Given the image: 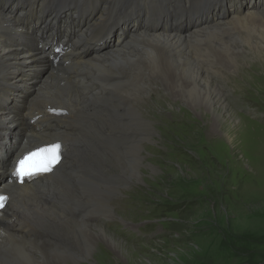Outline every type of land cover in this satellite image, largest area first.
I'll use <instances>...</instances> for the list:
<instances>
[{"label":"bare ground","instance_id":"obj_1","mask_svg":"<svg viewBox=\"0 0 264 264\" xmlns=\"http://www.w3.org/2000/svg\"><path fill=\"white\" fill-rule=\"evenodd\" d=\"M23 1L26 6L12 13L10 4L0 6V95L11 96L12 81L32 87L22 81L20 70L29 79L39 71L40 84L30 97L24 95L26 108H16L19 119L2 97L0 121L21 127L22 134L11 142L10 134L0 132V164L7 170L23 153L54 140L65 143L68 160L45 180L0 184V194L9 198L0 217V264H70L69 252L87 260L93 243L101 246L98 235L105 230L91 221L92 216L108 218L113 213L107 200L121 186H112L111 171L118 167L130 175L127 182L136 179L143 157L139 143L153 134L151 122L178 115L164 113L167 102L183 103L184 111L199 110L203 119L210 117L203 113L208 107L222 121L229 119L224 85L235 87L232 104L240 106L247 101L239 87L264 85V6L255 7L256 0H232L228 8L222 7L228 0ZM214 10L222 18L214 21ZM209 12L215 16L210 18ZM115 26L123 39L111 47ZM62 28L73 48L70 62L56 70L46 55L47 34H59ZM127 34L130 42L120 48ZM36 43L40 56L34 52ZM44 60L48 69L42 66ZM148 78L161 80L158 95L148 88L155 87ZM137 85L141 91L133 92ZM19 91L26 94L28 89ZM19 91L13 90L15 99ZM127 96L136 97L140 109L128 104L123 115L129 122L123 123L118 109L124 108ZM50 107L66 109L71 121L39 132L27 119L41 114L52 122ZM125 133L137 138L127 147V139L125 145L118 141ZM111 158L116 163L111 164ZM108 241L120 245L116 239ZM97 256L101 259L100 253Z\"/></svg>","mask_w":264,"mask_h":264},{"label":"rangeland","instance_id":"obj_2","mask_svg":"<svg viewBox=\"0 0 264 264\" xmlns=\"http://www.w3.org/2000/svg\"><path fill=\"white\" fill-rule=\"evenodd\" d=\"M231 1L222 7H232L235 1ZM253 3L255 7L264 6V0ZM239 8L241 12L242 7ZM216 13L214 21L218 16L222 18V13ZM208 15L211 18L214 14ZM141 25L145 27L142 21ZM129 37L127 34L120 48L130 42ZM19 40L22 38H17V42ZM37 44H34V52L40 56ZM42 66L48 69L45 60ZM20 71L24 74L22 81L32 87L24 83L17 86L12 81L9 83L11 96L5 91L2 95L8 99L13 112H18L17 117L21 111L16 108L27 106L22 100L24 95L30 97L40 84L39 71L32 79ZM148 82L155 85L148 86L152 94L158 95L161 80L148 78ZM258 85L245 90L239 87L247 101L241 102V106L232 104L235 87L224 85L222 92L228 104L224 113L229 119L222 121H217L211 109L203 105V113L210 116L208 119H203L201 111L194 108L184 111L183 103L172 106L167 102L164 113L172 116L169 111H174L178 115L169 121L158 118L154 124L151 122L153 134L139 143L143 157L137 166L136 179L127 182L130 175L124 176L118 167L111 171L112 186H121L112 190L107 200L113 213L108 218L92 216L91 221L105 230L98 235L102 239L101 246L94 242L87 260L69 252L71 263L264 264V85ZM20 87L27 88L28 93L19 91ZM14 89L19 91L18 99L13 94ZM138 91L141 89L137 85L133 92ZM2 97L0 95V104L4 105ZM138 102L136 97L125 98L121 104L124 108L118 109L123 123L129 122L123 115L127 114L126 107L139 108ZM13 127L8 120L0 121L1 134H10L11 142L22 134L21 127H15L14 131ZM125 139L128 140L126 145ZM134 139H137L134 133H125L118 141L127 147ZM119 149L121 151V146ZM113 162L116 163L111 158V164ZM110 238L120 245L108 241ZM29 249L35 251V248ZM99 253L101 259L97 256Z\"/></svg>","mask_w":264,"mask_h":264},{"label":"snow or ice","instance_id":"obj_3","mask_svg":"<svg viewBox=\"0 0 264 264\" xmlns=\"http://www.w3.org/2000/svg\"><path fill=\"white\" fill-rule=\"evenodd\" d=\"M61 145L53 144L28 152L17 162L16 171L21 177L50 172L60 160ZM6 197L0 196V206Z\"/></svg>","mask_w":264,"mask_h":264}]
</instances>
